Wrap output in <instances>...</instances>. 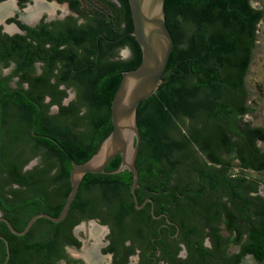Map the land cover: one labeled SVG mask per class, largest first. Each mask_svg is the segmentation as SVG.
Wrapping results in <instances>:
<instances>
[{"label":"trees","instance_id":"trees-1","mask_svg":"<svg viewBox=\"0 0 264 264\" xmlns=\"http://www.w3.org/2000/svg\"><path fill=\"white\" fill-rule=\"evenodd\" d=\"M69 1L77 7L81 3ZM100 1L104 9L85 12L92 25L69 28L64 41L51 38V54L46 49L37 53V45L28 39L34 37V29L25 24L20 26L27 34L1 44L0 59L18 49L21 74L18 127L7 131L12 137L18 133V167H0V208L17 230L39 212L60 215L71 190L72 161L90 159L111 133V104L123 73L141 63V48L129 34L133 22L128 0H118L121 7L112 0ZM165 11L175 46L163 75L166 82L137 109L139 202L153 198L155 214L165 213L178 223L189 246L201 243L207 228L214 243L221 244L225 227L238 233L236 242L241 241V231L247 232L246 250L264 260V197L258 194L257 181L245 173L264 171V150L258 145L264 141V126L243 119L254 111L248 103L246 76L263 11L252 8L248 0H165ZM39 34L51 36L44 29ZM66 40L72 42L70 49L73 44L82 48L77 57L58 49ZM84 42L96 44V49ZM123 44L130 45L132 57L113 59L115 47ZM37 58L46 62L47 73L34 74ZM62 82L78 89L77 98L67 105H62L67 91L58 87ZM47 95L51 103L44 102ZM53 103L59 104V111L49 114ZM28 148L33 153L45 149L43 167L22 170ZM120 165L118 155L106 172L87 173L67 217L59 223L39 218L26 234L16 235L1 221L0 235L11 249L7 264H57L66 256L62 239L81 244L72 229L85 218L113 221L125 234L148 229L151 238L159 235V228L169 230L160 226L166 217L155 219L151 214V202L135 207L133 174L128 169L112 173ZM6 253L0 238V264ZM169 255L173 259L174 254Z\"/></svg>","mask_w":264,"mask_h":264},{"label":"flooded vegetation","instance_id":"flooded-vegetation-1","mask_svg":"<svg viewBox=\"0 0 264 264\" xmlns=\"http://www.w3.org/2000/svg\"><path fill=\"white\" fill-rule=\"evenodd\" d=\"M5 1L7 0H0V4ZM13 1L15 10L0 21V48L2 47L1 44L4 42L10 44L14 39L18 40V37H15V35L27 34V30L20 26V24H25L34 29V37H29L28 39L33 41L34 45H37L35 47L37 53L40 50L46 49L48 50L47 52L51 54L54 46L51 38H53L54 35L60 36L58 39L64 41V38H68L69 28L72 27L80 30L93 24L92 21L86 18L85 12H87V10L84 9L85 0H79L81 2L79 7L69 0H55L58 5H64V10L68 11L65 16L53 18L51 16L52 12L43 10L37 17L30 21L23 18V13L29 3L32 2L30 6L35 4V0ZM43 1L50 4L53 3L54 0ZM112 1L121 7L118 0ZM99 2L101 3L100 0ZM248 2L252 8L261 10L253 7L251 0H248ZM89 16H91L90 13ZM43 29L47 30L51 36H41L39 33H41ZM5 34L8 36H5ZM100 35L101 33L98 35L97 40H99ZM41 41H46L44 47L38 46ZM66 41L62 42L58 46V49L62 50L68 57H77L78 53L82 52V48L78 47L77 44H73V49H70L69 44H72V42L69 43ZM85 44L93 50L96 49V44L84 42V45ZM100 53L101 50L99 48L96 55L99 56ZM132 54L130 45L123 44L122 46L115 47V54L112 58L128 60L132 57ZM124 55L125 57H123ZM16 58H18V49H15V52L9 53L8 58L2 57L0 59V167H18V133L15 137H12L11 133L7 132L10 128L18 127V88L21 74H18V63ZM58 71L59 69H55V72ZM47 72L48 68L46 62L37 58L34 62V74L38 76ZM54 82L55 79L52 78L51 83ZM22 85L24 88L29 87L27 82L22 83ZM58 87L61 90L67 91V95L62 99V105H67L77 98L78 89L76 86L62 82ZM70 92H73L72 99L66 101L68 97H70ZM44 102L51 103V97L47 95ZM53 108H56V110L53 111ZM59 108V104L53 103L50 105L48 113L56 114ZM44 153V148H41L36 153H33L28 148L24 156L27 162L21 166L23 167L22 170L26 172L35 167H43L46 162ZM32 162H36V164L30 168L29 165ZM53 187V185H49L50 189ZM142 203L139 202V204ZM147 203L143 207H145ZM152 210L154 211V200L153 205L151 204V214ZM0 215L4 216V211L1 208ZM153 217L155 219L166 217L167 220L162 221L160 226H169V230L163 231L159 228V235H154L152 238L148 229H144L142 234L135 235L133 230L125 234L117 227H114L113 221H104L99 217L82 219L79 223L75 224L72 229L74 237L80 241L81 244L78 245L75 242H69L66 238L62 239L60 247L66 256L59 258L57 264H89L83 255L75 256L71 253V250L81 249L84 244L82 240L75 235V230L81 223L91 221H94L103 229L105 241L97 243L99 247L97 248V252L105 259L106 257L110 258L105 264H123V262H125V264H264V260L257 259L253 252L246 250V245L244 243L248 240V233L245 231H241V241L236 242L235 239H237L238 233L224 227L223 230L220 231L223 242H221V244H215L210 229L207 228L206 232L199 238L202 242L199 243L195 241L193 245L191 243L189 246L178 223L170 220L165 213L160 215L155 214ZM171 226H175L176 230L174 232ZM156 239H159V241L157 242ZM229 239L234 240L228 241ZM193 241L194 238L192 239V242ZM86 247L84 246V248ZM169 253L174 254L173 259L170 258Z\"/></svg>","mask_w":264,"mask_h":264},{"label":"water","instance_id":"water-1","mask_svg":"<svg viewBox=\"0 0 264 264\" xmlns=\"http://www.w3.org/2000/svg\"><path fill=\"white\" fill-rule=\"evenodd\" d=\"M128 2L133 22V29L129 34L139 44L142 60L136 68L123 73L111 104L113 129L90 159L81 163L72 161L71 190L59 216L39 212L29 219L23 230H17L7 217L0 215V222H5L16 235L26 234L39 218L54 223L63 221L78 194L83 177L87 173L106 172L107 165L118 155L121 156V165L112 173L128 169L133 174L131 193L134 196L135 206L142 208L148 201L153 205L151 197L139 204L136 193V189L140 186L136 160L141 144L137 109L143 100L151 97L166 82L163 75L174 50L175 41L166 21L165 0H128ZM152 214L155 216L153 210ZM0 238L5 242L7 250L2 264H7L11 256L10 244L5 236L0 235Z\"/></svg>","mask_w":264,"mask_h":264},{"label":"rangeland","instance_id":"rangeland-1","mask_svg":"<svg viewBox=\"0 0 264 264\" xmlns=\"http://www.w3.org/2000/svg\"><path fill=\"white\" fill-rule=\"evenodd\" d=\"M43 3L48 4L41 0ZM85 6L84 9L87 10V12L93 11L96 8H101L104 9V5L99 2V0H85L84 1ZM32 3V2H31ZM31 3H29L26 7V16L29 15V8L31 7ZM251 4L253 7L257 9H261L263 11V19L258 23L257 25V41H256V47L254 49V57L253 61L250 67V71L246 76V81H247V87L249 91V100L248 103L254 108V111L250 114H246L244 116V120L250 122L252 125L255 126H264V0H251ZM53 7L51 10H48L52 12V17L57 18L59 16H65L66 12L68 13L67 10H64V5H58L56 1L54 0L53 3L48 4ZM30 6V7H29ZM33 6V5H32ZM43 11V10H42ZM13 12V11H12ZM11 12V13H12ZM41 12V11H40ZM39 12V13H40ZM35 15L37 17L39 15ZM25 14V13H23ZM25 16V17H26ZM23 17L24 19H27ZM35 17H32L35 18ZM30 19V20H32ZM123 54V52H122ZM125 57V55L123 56ZM73 96V92H70V97L66 101H69V99H72L71 97ZM56 108H53V111H55ZM258 145L260 146L261 149L264 150V141H259ZM36 162H32L29 167H33ZM240 168L235 167L234 171L239 172ZM245 173L252 179L256 180L258 183V194L262 195L264 197V171H255L252 169H247L245 170ZM92 226H97L94 221L91 222H83L79 225V227L75 230V235L79 237L82 242L84 243L81 249L78 250H71V253L75 256L78 255H83V248L84 246L86 247H91L97 243H101V241H105L104 233H102L101 236H92L91 235V227ZM102 228V227H100ZM97 248L98 245H97ZM98 258L101 260V264L106 263V261L110 260V258H103L101 257L98 252H97ZM84 257V256H83ZM132 264V263H131Z\"/></svg>","mask_w":264,"mask_h":264},{"label":"bare ground","instance_id":"bare-ground-1","mask_svg":"<svg viewBox=\"0 0 264 264\" xmlns=\"http://www.w3.org/2000/svg\"><path fill=\"white\" fill-rule=\"evenodd\" d=\"M51 8L53 9L52 6L43 3L41 0H35V4L29 8V12H30L29 15L26 16V12H24L25 14L23 15V17L26 16L25 17L27 18L26 20L30 21V19H32V17H35V15H37V13H39L40 11L44 9L51 10ZM14 10H15V4L13 0H7L4 3H1L0 4V21ZM90 229H91V235L94 237L98 235L101 236L103 233V229L97 226H92ZM82 254L89 264H101L102 263L97 255V244L91 247L84 248Z\"/></svg>","mask_w":264,"mask_h":264}]
</instances>
